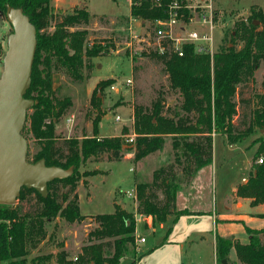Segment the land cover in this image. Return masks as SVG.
<instances>
[{"label":"trees","instance_id":"trees-1","mask_svg":"<svg viewBox=\"0 0 264 264\" xmlns=\"http://www.w3.org/2000/svg\"><path fill=\"white\" fill-rule=\"evenodd\" d=\"M171 1L133 0L130 14L141 21H150L152 26L154 20L166 17ZM179 1L187 3V0ZM8 8H20L36 28L31 83L25 93L36 101L26 117V131L38 144L32 161L44 158L47 165L72 168L70 175L47 183L46 196L33 188L22 187L14 204L0 203V264H25V257L46 238L47 221L57 216L70 223L84 219L74 193L81 161L103 152L108 153L110 159H119L125 148L121 136H98L99 106H96L99 109L93 119L91 136L83 137L81 142L68 137L63 139V146L56 144L54 124L71 105V99L55 95L54 72L63 70L72 80L81 81L83 69L92 67L91 59L107 54L110 48L106 42L85 45L88 31L77 27L89 22L88 10L75 6L72 11L59 13L51 0H0V15L5 17ZM181 12L185 20L190 15L188 8ZM251 12L247 21H237L225 32L223 39L227 36L230 41L220 44L212 54L197 52L192 44H184L180 56L172 50L168 40L161 41L162 51L156 48L147 54L163 63L169 86L180 94L178 109L164 107L162 93L149 106L135 104L133 107L135 137L126 144L133 151L135 161L160 150L166 136L171 138L173 162L154 169L151 182L135 185L136 212L151 214L154 222L189 212L176 207L178 184L180 179L190 181L197 170L211 163L214 131L233 143L251 135L256 128L260 132L264 128V92L255 95V106L247 123L246 115L237 123L233 122L238 85L251 80L264 60V13L260 9ZM256 19L261 22L260 28L255 24ZM237 40L242 42L240 47L236 45ZM109 83V80H101L97 85L99 91ZM263 134L258 139L256 156L264 153ZM157 190L162 196L159 197ZM236 194L251 198V205L264 203V159L250 170L245 183L237 185ZM24 202H29L30 206L25 208ZM94 218L96 226L88 231L86 243L76 254L77 260L72 261L69 252L60 249L52 264H119L124 256L130 257L129 264L137 262L142 253L136 250L134 212L114 203L113 211L96 213ZM245 230L248 234L245 243L234 237L215 236L218 261L222 263L233 248L240 264H264V227L245 226ZM44 262V257L35 256L28 264Z\"/></svg>","mask_w":264,"mask_h":264},{"label":"rangeland","instance_id":"rangeland-1","mask_svg":"<svg viewBox=\"0 0 264 264\" xmlns=\"http://www.w3.org/2000/svg\"><path fill=\"white\" fill-rule=\"evenodd\" d=\"M204 1L187 0V3L192 5L190 14L197 17L199 13L197 7ZM206 1L211 3L216 15L212 53L220 44L230 41L227 36L223 39L225 32L232 29L237 21H247L252 16V9H260L264 13V0ZM51 3L59 13L72 11L75 6L86 8L90 14L89 22L77 27L88 31L85 45L90 46L94 41L110 44L107 54L93 57L92 67L83 69V80H72L63 70L54 72L55 95L68 96L71 99V105L54 124L56 144L63 146V139L68 137H74L81 142L83 137L91 136L93 119L100 107L98 136H121L125 150L119 159H110L109 154L103 152L81 161L74 193L77 195L79 210L85 216L84 219L70 223L57 216L47 221L46 238L25 257V264L35 256L44 257V264H52L55 253L60 249L67 250L69 257H73L80 246L86 243L88 231L96 226L94 218L96 213L113 211L114 202H120L119 205L127 211L137 205L136 197L129 193L135 190L137 183L151 182L154 169L173 162V150L171 138L166 136L160 150L149 153L137 161L132 158L133 156L126 157L130 152L126 139L134 133L133 107L135 104L149 106L159 93H162L164 107L178 109L180 102L178 91L169 86L163 63L147 55L157 48L158 38L153 32V26H150V21L140 24V19L131 16L127 0H51ZM182 23L195 26L194 23L180 21V24ZM255 24L258 28L261 27L258 19L255 20ZM11 30L5 17L0 15V74L2 57ZM236 45L240 47L242 42L237 40ZM127 78L132 79L130 85L125 83ZM101 80H109V84H113L115 88L110 89L107 85L100 92L97 85ZM262 92L264 60L254 71L251 80L238 85L235 97L238 101L237 113L233 117V122L237 123L242 115H246L245 121L248 122L255 106V95ZM242 100L246 102L243 103ZM116 115L120 119H116ZM27 126L26 118L22 134L28 141L26 158L32 161L38 144L26 131ZM238 126L243 127L239 123ZM213 133L215 136L211 164L200 170L188 182L180 179L176 192V207L186 210L215 209L220 218L236 219L217 221L212 231L204 234L203 238L193 235L192 238L195 240L184 243L179 253L177 251L165 253L164 250H160L149 257H146L148 253H144L141 255L144 259L141 264L161 262L166 254H168L166 260H162L164 264H214V262L222 264L217 258L216 261L214 259L215 236L234 237L245 243L248 241L245 226H258L262 222L260 218H249V212L256 209L250 207L248 203L243 202L241 206L239 204L236 206L233 190L237 185L247 181L250 170L258 163L256 158L264 159L263 152L256 156L260 145L258 139L263 133L256 128L251 135L233 143L229 142L225 135L217 131ZM178 175L181 174L178 172ZM242 177H246V181L242 182ZM61 189L64 191V188ZM157 193L159 197L162 196L160 190H157ZM23 206L28 208L30 203L24 202ZM137 230L147 238V242L141 246H147L154 240L150 231L144 230L141 226H138ZM156 233V237L163 234L159 227ZM136 250L138 253L137 247ZM224 259L225 264H234L232 260L237 261L233 248ZM130 260L129 256H124L119 264H128Z\"/></svg>","mask_w":264,"mask_h":264},{"label":"water","instance_id":"water-1","mask_svg":"<svg viewBox=\"0 0 264 264\" xmlns=\"http://www.w3.org/2000/svg\"><path fill=\"white\" fill-rule=\"evenodd\" d=\"M5 19L12 30L7 37L0 74V203L14 204L22 187L46 196L47 183L70 175L72 168L47 165L44 158L36 161L26 158L28 141L22 129L27 111L36 103L25 96L31 83L36 28L20 8H8ZM222 263L225 264V259Z\"/></svg>","mask_w":264,"mask_h":264},{"label":"crops","instance_id":"crops-1","mask_svg":"<svg viewBox=\"0 0 264 264\" xmlns=\"http://www.w3.org/2000/svg\"><path fill=\"white\" fill-rule=\"evenodd\" d=\"M214 136L215 134L213 133L212 137ZM132 156H133V151L130 150V152L126 154V157H132ZM210 164L211 163L197 170L195 175L200 170L207 168ZM241 181L242 182L246 181V177H242ZM233 195L236 206H238V204L239 206H241L243 202H246L250 205V207H254L256 209V211L249 212L248 214L250 216L249 218H260L262 222L258 226H252V227L250 226V227L251 228L264 227V215H261L262 213H264V203L251 205L250 204L251 198L237 195L236 187L233 190ZM114 203L118 205L121 204L120 202H114ZM135 207L136 205H134L130 211L136 212ZM226 208H228V206H226ZM188 210H189L188 213L180 214L177 217L169 216L164 222H154V220H152V224L147 225L141 221H137L135 228V235L143 236L145 238V241L143 243L147 242L146 235L139 234L137 230V227L141 226L143 227L144 230L150 231L151 234H153L152 238L154 239L147 246H141V244L143 243L139 244L138 245L139 252L142 254L148 253L146 257L153 256V254H156L160 250H164L165 253H167V251H171V252L177 251V253H179L184 243L193 242L195 240L194 238H192L193 235H196L199 238H203L205 236L204 234H206L208 231H212V227L216 225L217 221L219 220L231 221V219H236V218H220L215 209H188ZM158 227L162 230L163 233L160 237L159 235L158 237H156L157 233L155 234ZM214 253H215V239H214ZM167 256L168 254H166L161 259V262H156L154 264H164L162 263V260H166ZM214 259L216 261V254L214 255ZM143 260H144L143 257L142 258L140 257L135 264H141V261ZM232 261L234 262V264H240L238 260L237 261L232 260Z\"/></svg>","mask_w":264,"mask_h":264},{"label":"built area","instance_id":"built-area-1","mask_svg":"<svg viewBox=\"0 0 264 264\" xmlns=\"http://www.w3.org/2000/svg\"><path fill=\"white\" fill-rule=\"evenodd\" d=\"M129 6L133 3V0H127ZM183 8L192 10V5L188 3H184L179 0H172L167 6V15L163 19H156L153 21V32L155 36L158 38L157 48L159 51H162V40H168L171 44V48L178 55L183 54V45L184 44H192L194 46L195 51L197 52H209L212 54V45L214 42V31L216 29V23L214 20V10L212 9V5L210 2L206 0L203 4L199 5V13L196 16L194 14H190L188 18L185 20L183 18V13L181 10ZM135 18V17H134ZM180 21L194 23L195 26L180 24ZM146 21H140V24H143ZM151 24V22H149ZM125 83L130 85L132 83L131 78H127ZM110 89H114V85H109ZM116 119H120L118 115L115 117ZM135 137V133H132L131 136L127 137V142H133ZM100 139V138H98ZM263 161V157H259L257 159L258 163ZM134 195L135 192L132 191L129 195ZM135 223L137 221H141L144 224L150 225L152 224L153 217L151 214L145 213H137L134 214ZM145 238L143 236H136L135 242L136 247L143 243ZM72 261L77 260V255L75 254L71 257Z\"/></svg>","mask_w":264,"mask_h":264}]
</instances>
